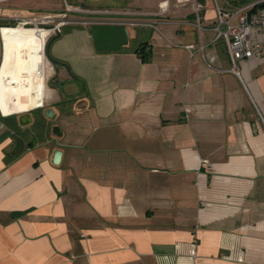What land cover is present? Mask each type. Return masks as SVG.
<instances>
[{"label":"crops","instance_id":"obj_1","mask_svg":"<svg viewBox=\"0 0 264 264\" xmlns=\"http://www.w3.org/2000/svg\"><path fill=\"white\" fill-rule=\"evenodd\" d=\"M197 1L200 29L170 0L115 51L65 26L45 65L47 35L33 63L37 28L2 32L0 90L36 89L0 106V264H264V56L233 67L213 25L235 3Z\"/></svg>","mask_w":264,"mask_h":264},{"label":"built area","instance_id":"obj_2","mask_svg":"<svg viewBox=\"0 0 264 264\" xmlns=\"http://www.w3.org/2000/svg\"><path fill=\"white\" fill-rule=\"evenodd\" d=\"M9 0H0V4ZM192 1L193 5V22L200 29L202 20L201 11L203 3L197 0H174L176 6L184 5ZM170 6V0H165L159 12L141 14L131 10H118L110 7L89 8L74 6L65 3V11L62 16L66 17L67 13H79L83 15L80 19L71 22H59L47 29V35L53 33L60 35L63 25L78 24L90 28L94 25L103 26H151L154 22H148L145 18L136 19L141 16H160L164 15ZM43 23L53 21L51 15L43 16ZM224 26V29L221 28ZM2 27H0L1 29ZM213 29L216 32V39H221L228 58L233 65L243 59L256 58L264 56V0L246 1L231 8H216V17ZM235 72V69L232 70Z\"/></svg>","mask_w":264,"mask_h":264},{"label":"rangeland","instance_id":"obj_3","mask_svg":"<svg viewBox=\"0 0 264 264\" xmlns=\"http://www.w3.org/2000/svg\"><path fill=\"white\" fill-rule=\"evenodd\" d=\"M145 1V0H144ZM151 3V0H147ZM162 1V0H161ZM160 1V2H161ZM220 2H227V3H235L236 5L241 4L245 0H219ZM246 1H253V0H246ZM65 3L72 4L74 6L80 7H89V8H99V7H107L111 6L110 8L118 9V10H134V11H143L144 13H154L156 11H152L149 9H143L140 7H124L121 8L120 6H116L115 0H9L0 4V27H12L18 25L19 23L23 22L26 27H32L30 29H35L37 31H41L44 28L48 29V27L53 26L59 22H71L75 19H80L83 15L79 13H67L66 17H63L62 14L65 11ZM234 5V4H232ZM160 11V8L157 10ZM51 15L53 17V21L49 23H43L42 17ZM149 17V16H146ZM145 18L144 16L137 17L136 19ZM65 26H82V25H74V24H65L62 27V30ZM15 29H22V28H15ZM5 30V29H4ZM35 30V31H36ZM132 33V31H131ZM34 34V33H33ZM55 34L50 33L45 37V45L47 41L54 36ZM37 35H34V38ZM42 39V43H43ZM134 40H129L127 46L132 45ZM1 46V41H0ZM45 51V50H44ZM38 54V51H35V56ZM43 62L45 65V52L44 56L42 53ZM1 61V56H0ZM37 67V65H35ZM35 66H30L26 70V74L24 80L27 81L28 77H32L33 71L36 68ZM32 79V78H31ZM29 80L27 81V83ZM36 83L34 80H31V85L24 89L25 95L28 99L32 100L34 98V90L36 89L34 86ZM15 92V89H1L0 90V100L6 103H10L13 101L12 96ZM33 103L30 102L29 105ZM2 109V108H1ZM3 111V110H2ZM4 112V111H3ZM11 112V111H10ZM1 114V111H0Z\"/></svg>","mask_w":264,"mask_h":264},{"label":"water","instance_id":"obj_4","mask_svg":"<svg viewBox=\"0 0 264 264\" xmlns=\"http://www.w3.org/2000/svg\"><path fill=\"white\" fill-rule=\"evenodd\" d=\"M91 41L96 50L99 51H115L127 46L130 40L128 28L124 26H103L94 25L89 28ZM2 53L0 67L2 64ZM46 116L52 117L54 112L52 109L45 111ZM29 116V114H27Z\"/></svg>","mask_w":264,"mask_h":264},{"label":"bare ground","instance_id":"obj_5","mask_svg":"<svg viewBox=\"0 0 264 264\" xmlns=\"http://www.w3.org/2000/svg\"><path fill=\"white\" fill-rule=\"evenodd\" d=\"M5 29V30H4ZM43 30L41 31H36L37 32V40L35 42V46H34V50L38 51V54L35 56V59L33 61V63H36L38 60H40V52L42 50V39L45 35H47V29L41 28ZM8 29H6V27H2L0 29V36L2 34L3 31H7ZM42 55V54H41ZM23 86L19 87L15 94H14V101L10 102V103H4L2 101H0V106L2 108V110L7 113L10 111H15V110H23L25 105H24V97H23Z\"/></svg>","mask_w":264,"mask_h":264},{"label":"trees","instance_id":"obj_6","mask_svg":"<svg viewBox=\"0 0 264 264\" xmlns=\"http://www.w3.org/2000/svg\"><path fill=\"white\" fill-rule=\"evenodd\" d=\"M8 28H12V27H8ZM13 28H32V27H26L25 25H23V26H19V25H16V26H13ZM59 35H54V36H52L48 41H47V43H46V45H45V48H44V52L46 53L47 52V46H48V43L50 42V41H52V40H54V39H56L57 37H58ZM144 45L143 44H141V45H139L137 48H136V52L139 54V55H141L142 56V58H146V52L144 51ZM0 56H1V46H0ZM55 63H58V62H56L55 60H53Z\"/></svg>","mask_w":264,"mask_h":264}]
</instances>
